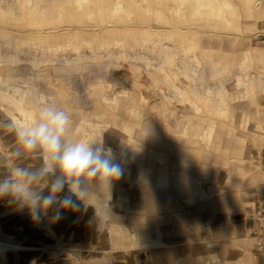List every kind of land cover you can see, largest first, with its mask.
Here are the masks:
<instances>
[{
  "label": "rangeland",
  "instance_id": "374dc122",
  "mask_svg": "<svg viewBox=\"0 0 264 264\" xmlns=\"http://www.w3.org/2000/svg\"><path fill=\"white\" fill-rule=\"evenodd\" d=\"M120 1L124 8L116 11V0L82 6L77 0H0V178L14 167L38 170L44 163L40 147L27 151L18 141L13 111L20 105L35 116L32 124L46 106L67 112L64 143L99 140L116 126L122 150L110 139L104 146L126 153V161L120 157L124 174L109 190L101 179L80 177L89 199L58 222L50 221L49 212L34 223L27 210L0 199V239L29 246L26 252L0 248L2 264H18L13 254L23 264H138L141 242L158 227L143 211L147 197L163 199L162 212L175 223L181 215L185 224L184 214L203 208L215 239L217 222L234 226L230 218L238 209L256 212L264 245V202L255 199L264 189V173L255 163V151L264 148V0H226L232 8L222 13L217 9L225 0L199 6L196 0ZM202 53L227 69L212 77ZM191 55L199 57L204 81L186 74ZM195 85L214 86L218 110L209 107L207 92L199 101ZM178 94L181 102L174 99ZM107 96L118 101L108 103ZM185 115L201 128L215 125L212 136L197 141L178 132L174 118ZM59 175L57 167L34 187L47 194ZM176 228L174 234L183 235ZM220 234L226 251L245 253L253 246L248 238L235 241V232ZM212 246L199 264H232L218 255L219 242Z\"/></svg>",
  "mask_w": 264,
  "mask_h": 264
},
{
  "label": "clouds",
  "instance_id": "9594fccd",
  "mask_svg": "<svg viewBox=\"0 0 264 264\" xmlns=\"http://www.w3.org/2000/svg\"><path fill=\"white\" fill-rule=\"evenodd\" d=\"M69 122L67 112L49 105L39 112L38 123L14 126L25 150L37 147L43 150L44 163L38 170L14 167L7 177L0 178V199L7 198L18 210H27L37 224L48 218L49 212L54 223L63 218L65 211L81 210L78 201L86 203L90 192L80 177L101 179L103 187L109 190L111 182L121 178L125 171L120 157L126 161V153L118 155L111 147H105L101 137L92 142H62ZM57 167L61 175L55 176L47 186V194L34 187L49 174L54 175Z\"/></svg>",
  "mask_w": 264,
  "mask_h": 264
},
{
  "label": "crops",
  "instance_id": "0c3cea01",
  "mask_svg": "<svg viewBox=\"0 0 264 264\" xmlns=\"http://www.w3.org/2000/svg\"><path fill=\"white\" fill-rule=\"evenodd\" d=\"M261 56L264 58V55ZM221 67L222 64L220 62L217 68L210 69L212 71L211 76L215 77L216 72L227 69L226 66H224V69H222ZM186 74L189 76V78H195V80L199 81H204V78H206L205 71L201 75H198L193 73L192 69H190L189 66L187 68ZM232 79L233 78L231 77L227 78V80ZM239 82L240 80H238L237 82L238 85ZM209 90L213 91L214 94L209 95ZM244 91V94L247 93L248 87L247 89L245 88ZM173 92H178L181 97L184 96V93L182 91H179L178 89L173 90ZM194 92L199 97V101H203L204 93L207 92L208 96L211 99L209 107L215 110L219 109L218 101L216 99L217 92L215 91L214 86L206 88L204 85H195ZM172 94L173 93H171V95ZM179 94L174 95V99L181 102L179 99ZM194 107L195 109L199 110L198 105H195ZM220 113L223 114V112L221 111ZM174 123L178 132L183 133V135L188 138L192 135L197 141L208 140L209 137L214 133L213 127H215V125H211V128H201L199 124L195 122L194 117L190 115H185L183 119H178L175 117ZM166 125L169 126L170 124L166 123ZM221 126H223L222 123ZM183 127L187 128L185 132L183 130ZM255 153L257 155L255 158V163L259 168L262 169L264 173V148L260 152L255 151ZM179 156L184 159L182 154H180ZM257 197H261L260 201L264 202V189L260 193V195L255 196V199ZM146 199V207H143V211H145V213L149 217L154 216L153 218L155 220L156 226L158 225V227L151 230V232H154L153 238H150V240H144L143 243L141 242L137 257L138 264H199L204 260H208L209 253L211 252V246L215 243L218 244V242V255L222 256L224 254L225 258L227 260L229 259V262H231L232 264H264V245H259L258 239L261 225L258 226L259 223L253 218V215L256 212H250L247 214L246 211L238 209V211L234 212L230 218L235 221L237 226L235 224L234 226H231V224H227L228 222L226 221V223L224 221L217 222L216 225H218V227L215 226V230L217 233L215 239L211 237V234L214 233L213 230L208 227L206 228L205 222H207L209 218H205L209 216V213L208 215L206 213H203V208H195L191 210V213L184 214L185 224L183 223V217H181V215L177 216L176 222L180 220L179 223H175L172 214H169V217L167 216V214H163L162 211L165 208L163 206V199H159L158 197H147ZM219 217H223V214H220ZM157 221H159V223ZM163 221H169V223ZM162 222L164 223L163 226ZM175 227H177V233L179 232L183 235L174 234ZM222 231H224L226 235L228 232H235L237 235H233L234 239H236L235 241L237 242H243L246 240V238H248L250 240V243H253L252 248L247 250V252L245 253L241 252V250H239L238 248H235L232 252L226 251V243H223V240L222 242L219 240V238H221L222 236L220 234V232ZM184 236L185 239H183ZM211 241L213 242L212 244ZM237 250H239L240 252L238 253ZM131 257L132 256H129L128 259H131Z\"/></svg>",
  "mask_w": 264,
  "mask_h": 264
},
{
  "label": "bare ground",
  "instance_id": "6f19581e",
  "mask_svg": "<svg viewBox=\"0 0 264 264\" xmlns=\"http://www.w3.org/2000/svg\"><path fill=\"white\" fill-rule=\"evenodd\" d=\"M79 2V4H81V6L87 2L88 0H77ZM185 1V0H183ZM201 1L202 0H196V3L199 5H201ZM252 0H246V3H251ZM261 3V2H260ZM196 7L195 9V12L196 13H201V10L199 7ZM124 6L122 4V2L120 0H116L115 2V10L118 11V10H123ZM232 8V4L228 1H223L221 3V6L217 9V13H222L224 9H230ZM175 10H176V13H180V8L179 7H175ZM155 15L158 16V11H154ZM73 46H75L74 48H76L77 50V43L76 41H73ZM89 46H90V43H89ZM91 47V46H90ZM200 59L203 61L204 63V66H207L208 68L210 69H215L218 65H219V62H215L213 57L211 58L210 56L206 55V54H201L200 56ZM199 57L195 56V55H191V57H188L189 59V67L190 69H192L193 73L195 74H198V75H201L205 69L204 67H202V69H199L200 68V62H199ZM225 70H222L220 72H216L215 76L218 75V73L222 74ZM248 77V76H247ZM245 79H241L239 83L243 84ZM263 83V82H262ZM32 86V85H31ZM264 86V85H263ZM96 89V88H95ZM16 91V90H15ZM50 91V90H49ZM51 92V91H50ZM17 93V92H16ZM15 94V93H14ZM208 94L209 95H213V91L209 90L208 91ZM20 95V94H19ZM39 95V94H38ZM21 96V95H20ZM22 97V96H21ZM33 97V96H32ZM40 97H41V100L40 102L43 103L44 101V97L40 94ZM117 97V96H116ZM116 97H110V96H107L106 97V102L110 103L111 101L115 102V101H118V99ZM20 98V97H19ZM124 100V99H123ZM20 101H22L20 99ZM24 101V100H23ZM14 103V102H13ZM18 103V101H17ZM23 103V102H22ZM21 106V105H20ZM15 107L14 108V111H13V118L14 120L18 123V125L20 126H23V125H27V124H32L31 122H33L35 118L34 116V119H33V116H32V113L31 112H28L26 110H24L22 107ZM24 106V105H23ZM116 106V105H115ZM34 111V110H33ZM129 113V112H128ZM34 114V113H33ZM13 122V121H12ZM16 124V123H15ZM97 127H101V126H97ZM117 129V127L115 126V130ZM113 130L110 132L109 135H104L103 136H100L102 137V140L104 139H110L111 141H114L113 142V148H119L120 150H122L123 147L120 146V144H118L117 142H115V139L117 137V134H116V131ZM183 130L184 132L187 130V128L183 127ZM202 134V133H201ZM137 149H136V152H134V154L137 153ZM119 154V152H117ZM44 156H42V160L44 161ZM4 246H8V247H11L13 250H16V251H23V252H26L25 250H28L29 246L24 243V242H21V241H18V240H5V239H0V248L2 250V247ZM0 250V251H1ZM13 257L15 258V262H17L18 264H23L24 261L17 256V254H13ZM2 261H3V255H2V251L0 252V264H2Z\"/></svg>",
  "mask_w": 264,
  "mask_h": 264
},
{
  "label": "built area",
  "instance_id": "2783aa9c",
  "mask_svg": "<svg viewBox=\"0 0 264 264\" xmlns=\"http://www.w3.org/2000/svg\"><path fill=\"white\" fill-rule=\"evenodd\" d=\"M261 36H263V38H264V33H263V34H261ZM263 238H264V233H263Z\"/></svg>",
  "mask_w": 264,
  "mask_h": 264
}]
</instances>
